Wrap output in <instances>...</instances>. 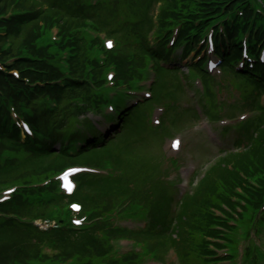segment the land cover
Instances as JSON below:
<instances>
[{"label": "rangeland", "instance_id": "obj_1", "mask_svg": "<svg viewBox=\"0 0 264 264\" xmlns=\"http://www.w3.org/2000/svg\"><path fill=\"white\" fill-rule=\"evenodd\" d=\"M36 0H21V3L25 7H29L30 4H33ZM42 2H48L51 0H41ZM154 0H116L114 3L112 0H109L101 5H98L97 7H89L87 0H53L55 2V5L57 6V9L59 11H63L67 14H72L73 12L77 14L78 18L72 19L73 24H81L82 23V16H92L96 19L98 24L100 25V28L102 31H105L106 29L111 33H116L117 36H122L126 45H129L131 42V37L135 36L137 34H141V28L146 32L151 26L150 23V17L153 16V6H154ZM37 2V1H36ZM60 7V9H59ZM37 8V6L35 7ZM63 9V10H62ZM56 13V10H52L44 15V24H47V28L50 26L52 21L54 20V15ZM120 13H125L126 15H129L130 17V23H133L134 16L137 19V23L135 25H126L122 28L118 27L116 25L117 17ZM83 16V17H84ZM43 27L42 22H38V24L34 27V32L36 33L34 38V43L38 47V52L41 51V45L37 42V37L40 35V32H45V30H41ZM145 29H147L145 31ZM122 32H125L127 35H123ZM81 54H86L85 47L82 48ZM132 54V52H131ZM81 68V69H80ZM84 66H80L79 69L77 68L75 70V74H77L79 77L84 76L86 74ZM229 76L231 79H233L234 82L237 80L234 78L232 74L228 75V79H226V75L223 76V85L221 84V87H223L225 90L230 91L231 88H233V83L229 79ZM178 78L173 73H167L166 76H164L160 83L162 84V87L158 89V96L157 101L162 103H168L165 100L171 99L174 102V106L169 111L167 115V119L174 123L177 127L182 129V133L180 136L182 138V143H184L183 152L181 155V159L185 161V165L181 169H186L187 171L193 167V165H199L200 169H202V166L206 163L207 160L212 158L216 153L218 154L219 151L214 150L211 145L204 144L205 141L203 140V137L199 133H194V131L191 128L192 123L196 122L197 119L192 115L189 111H184L181 109V101L185 99L184 93L181 89V87L178 85ZM247 84V83H246ZM242 83V88H246L247 85ZM211 89L216 90L215 87H217L216 84L213 85ZM249 86V85H248ZM250 87V86H249ZM189 89L191 91H194L195 88L192 83L189 84ZM223 89V90H224ZM250 90V89H249ZM78 91H72L71 89H67L64 93L65 98L61 100V102L58 104V107L54 109L53 112L59 111L64 113L65 111V118L67 117L69 122L67 123L68 127H65L63 130L57 131V134L55 130H47L44 131L45 134L49 136H53L56 134V140L59 141L62 138H64L67 134H70L72 132L71 126L73 123L79 120H82V115L76 116V114H79V101H78ZM245 93L248 95V97H251L252 95L250 91H245ZM44 103V107L47 111H49L48 102L44 99L43 96L38 98L37 100H34L32 104L33 109L32 112L34 113V117L37 116V110L39 113L42 112V106ZM223 107L227 105V102H224L221 104ZM34 107H37L38 109H35ZM250 108V107H249ZM246 109V108H245ZM77 110V111H76ZM242 111V110H240ZM50 112V111H49ZM237 112L236 114H238ZM226 115V113H225ZM224 115V116H225ZM60 116V114H59ZM157 115L154 116L153 122L155 120ZM100 116L96 115L95 119L99 120ZM39 125H43L44 119L41 120L38 116ZM140 127L133 133L128 135L124 140H122L120 143H118L112 150V154L114 157L120 158V163L117 165L118 167L122 168L126 172V176L121 179V182L119 183H109L111 186L110 189L106 191L104 182H109V180L98 178V183L94 186V190L90 191L88 194L90 198L94 199L95 201H87L84 199V197L77 195V198L79 200H82L86 207H92L90 209L93 210V212L97 213V209L93 207H98L102 209V212L105 210L108 211L116 202H118L120 199H129V197H136L135 200L138 202L142 201H148L149 204L154 203V201L163 200L166 198H169L172 200L173 194L170 190L166 189V194L164 193V175L170 174V162H167V159L161 157V151L165 145L164 140L161 139V136L163 134V131L156 128H150L146 127L144 123V114H142ZM54 121V120H53ZM203 125L205 126V123L201 121ZM252 130L256 128L258 125V117L255 118L252 121ZM251 128L248 129L251 130ZM82 134V133H81ZM129 143L131 146L128 149H124L123 145ZM232 143V141H231ZM112 143H110L108 146H110ZM169 145V142H168ZM3 145H0L2 147ZM10 150H6V147L3 146L0 148V161L3 163V158L8 155L12 161H15L17 164H21L19 167L12 168L8 170L7 172H4L0 175V190L2 189H8L17 185H36L43 182H46L58 169L61 168L62 164L59 167L53 168L52 160L45 161L43 166H39L38 164H33L32 166H29L26 163V159L30 157L31 153L29 151L20 150L17 148H13L12 145H7ZM54 148L51 149L50 153L52 155V158L54 159L56 156L55 150H57L59 147V144L53 145ZM170 152V150H168ZM231 152H234L233 150ZM221 155V154H220ZM218 155V156H220ZM228 156V155H227ZM104 156L102 154L98 155L97 159L91 160L90 162H100L103 159ZM103 158V159H102ZM86 159V155L78 160L73 161H84ZM67 160V158H66ZM114 160V159H113ZM25 161V162H24ZM72 162V161H70ZM111 162V161H110ZM67 161L64 163L66 164ZM114 166L115 164L111 162ZM233 164V162L231 163ZM231 167L232 165L229 164ZM5 171V170H3ZM239 171L246 177H249L250 180L254 183L261 184L264 181L261 179L264 175L260 173H251V172H244L242 169H239ZM240 173V174H241ZM175 173H173L170 178H174ZM90 176L86 175L82 178V183L85 184V181L89 179ZM219 177L217 178L218 182ZM241 186L244 187V184L251 185L248 180L242 178L238 182ZM52 184L49 183L48 188H51ZM26 191H44V188H29V189H18L16 197H19L23 195ZM201 187L199 186L198 189L193 192L191 195H189L186 199H189V202L191 201V207H190V219L199 221H205L206 215L203 210V207H207L208 204L211 202L208 201V197H210V194L208 190L201 193ZM82 195H86L87 191L83 188V191H81ZM4 195V190L2 191V194ZM199 195L198 197H196ZM254 196V194H253ZM255 196L258 197V194H255ZM213 197V195H212ZM156 199V200H155ZM185 199V200H186ZM221 198H216L214 200L219 201ZM165 201V200H164ZM173 201V200H172ZM119 202H124L123 200ZM58 206L54 208V211L52 210L53 205H47L46 207L40 208L37 212H43L45 215H51L53 214L57 218L59 216V209H61V206H63V203L61 201L56 202ZM110 207V208H109ZM109 208V209H108ZM108 209V210H107ZM105 211V212H106ZM22 212V211H21ZM24 215V219L33 218L34 222L29 223V225H26L25 223L19 224L17 229H15V233L13 236V244H6L3 243L2 246L7 250V248H11L8 250L7 255H9V259L18 261L15 259L16 256H19L21 260L27 261L28 264H39L36 262V259L40 261L42 264H51V260H57V258L65 259L70 255L72 252L68 251L66 252L61 245L66 241V239H60L58 240V236H35V235H29L26 232H22V228H26L27 226L35 225L37 227H41L42 229H47L48 227L53 226V221H48L41 215V217H35L32 215ZM176 217L177 215L170 212V217ZM12 222V221H11ZM186 225V224H184ZM40 228V229H41ZM103 229V227H102ZM185 229V227L183 228ZM186 230V229H185ZM106 232L105 234H107ZM184 236H177V242L176 247L179 250L181 254L182 264H191L192 263V248L196 244V240L193 239V236L195 233H189L188 231H184ZM110 235H114L111 233ZM105 236V235H104ZM108 237V236H107ZM164 239V238H163ZM162 238L152 239L151 240V246H157V249L163 251L165 248L168 247V244L166 241H164V244H160V241L163 240ZM263 239L261 238V241ZM105 238L100 236V242L97 243L100 246H93L91 244L88 245L89 253H93L94 255H99L101 250H98L100 247L106 248L107 244L105 242ZM170 242V240H169ZM251 242L244 241L240 244L241 252L243 249V253H245V256L247 255L246 250L247 247H249ZM170 246H174L172 243ZM264 247V243H263ZM151 249L155 250V248L150 247ZM107 249V248H106ZM109 249V248H108ZM104 250V249H103ZM172 254H168V259L171 257ZM186 259L188 261L186 262ZM174 260V259H173ZM85 261V260H84ZM172 261V260H171ZM242 264V263H240Z\"/></svg>", "mask_w": 264, "mask_h": 264}, {"label": "trees", "instance_id": "obj_2", "mask_svg": "<svg viewBox=\"0 0 264 264\" xmlns=\"http://www.w3.org/2000/svg\"><path fill=\"white\" fill-rule=\"evenodd\" d=\"M5 5V2L3 3ZM39 19L34 20L31 24L29 25H24L20 28H10V35L9 37L13 39L15 42V46L12 48V52L16 51V48L19 45L27 44L30 49L33 52H38V47L34 43V38L36 33L34 32V27L38 24ZM19 44V45H17ZM39 55V54H38ZM45 55V54H41ZM44 61L40 63H30V62H22L21 65L25 64H33L36 65L37 67H41L42 69H47L50 67L49 64L53 62L52 59H48L44 57ZM81 59L77 58L75 60V65L76 68L79 69L80 66H83L84 62H80ZM142 54H120L118 57V65H119V72L122 76H126L128 74H131L135 72L134 66L137 64H142ZM82 64V65H81ZM11 69V68H10ZM9 69V70H10ZM81 69V68H80ZM262 77L264 78V69L262 70ZM52 76H54L52 73L51 74H45L41 75V78L44 79H49ZM13 79L9 73L0 71V87L4 88L9 94H12L14 96L16 95H23V93L20 91V87L18 86L17 81L14 82V89L11 90V88L8 86V83ZM251 80L257 84V88L259 90H264V86L260 83H257L254 81L253 78ZM22 85V83H20ZM23 86V85H22ZM69 87L73 88V91H76L78 89V85L72 83L69 85ZM48 90L40 91L39 93L42 94ZM66 89H59L56 88L53 90L54 95L58 97L59 100L62 99V95ZM38 94V93H37ZM29 96V95H27ZM20 99L17 100V102H20L22 99L21 96H19ZM30 97V96H29ZM32 97V96H31ZM32 100H37V98L32 97ZM43 103V102H42ZM255 104L258 106V101L256 99ZM35 109H38L37 107H34ZM56 111V112H49L46 110L44 107V103L42 106V112L39 113L37 110V116L35 118V122L39 125V120L38 116L40 117L41 120L44 119L43 125H39L42 131H47V130H63L65 127H68L67 123L69 122L68 118L64 113ZM77 111V110H76ZM60 114V116H59ZM79 114L77 113L76 116ZM54 120V121H53ZM253 125L252 122H250L247 126V128L243 131L241 138L246 139L247 141V150L239 151V152H232L229 153L228 156L225 158L219 160L215 164H213L210 168V171L203 177L201 180V193L205 192L208 190L210 197H208V201L211 203L207 205V207H203V210L206 215L205 221H199L197 222L195 219L191 220L190 219V207L192 202H189V199H186L184 203H182L181 206H183V212L180 213L177 217H170V212L169 211V206L171 205V200L169 198L164 199L165 201L161 200L156 203L154 206V213H153V218H152V225L151 227L146 230L145 232L138 233L137 235L140 237H144L149 240V245L151 244L152 239H157V238H164L163 240L160 241V244H164V241L170 240V243H176L177 238L176 236H184V231H188L189 233H196L197 231L204 229L203 227L205 225H208L210 222V219H212L211 214L209 213V206L210 205H218L217 201L214 200V198L220 197V194L218 193V187L220 185H225L232 187L234 183H238L240 180H242L241 174L239 172V169H242L244 172H249V166H252L256 170V173L263 174L257 167L256 164H259L260 167L264 170V115L262 114L258 118V125L256 126L255 132L253 134H249L247 131L249 128H251ZM139 128V124L137 123V120L135 119V114H132L131 117L128 119L126 122V129L124 132L118 136L116 140H113L110 146H106L103 149H96L93 150L91 153L86 155V159L83 162H90L91 160L97 159L98 155L102 154L106 159H114L116 163H120V158L114 157L111 150L122 140H124L129 133H134L137 129ZM94 130H99L96 126H92ZM55 134V136H56ZM57 137V136H56ZM0 145L7 146V145H12V147H15L17 145V142L14 138H8L4 132L0 131ZM2 146V147H3ZM131 146V144L126 143L123 145L124 149H128ZM0 147V148H2ZM34 154L31 155L29 158H27L25 161L29 166H32L33 164H38L39 166H43L45 161L47 160H52V165L53 168L55 169L56 167H59L61 164H64L66 162V157L64 155V152L58 151L56 153L55 158H52L51 154H42L37 151V149H34ZM102 158V159H103ZM24 161V162H25ZM233 162V164H231ZM232 165L231 167L229 166ZM21 164L15 163V161H8L6 163H2L0 161V175L3 174L4 172H7L8 170L19 167ZM5 170V171H3ZM218 182H217V178ZM106 179L109 180V182H104L106 191L110 189L109 183H119L121 182V179L124 177H93L90 176L87 181H85V184L82 183L81 189L79 190L77 195H80L84 197L85 200L87 201H95L94 199L89 197L90 191L94 190V186L98 183L99 179ZM98 180V181H97ZM83 188L87 191L86 195H82L81 191H83ZM45 191H26L23 193V195L19 197H15V199L11 202L5 205L4 209L7 211H17L21 212L23 214H29L35 217H49V218H54L55 216L53 214L51 215H45L43 212H37L40 208L46 207L47 205H53L52 210L54 211V208L58 206L56 202H59L60 200H55V201H48L45 196H44ZM213 195V197H212ZM197 195L196 197H198ZM133 200L136 199V197L132 198ZM97 209V213L95 214H102V209L98 207H93ZM110 208V207H109ZM108 208V209H109ZM107 209V210H108ZM61 209H59V216L57 219L61 221ZM176 219V220H175ZM175 220V221H174ZM186 224V225H184ZM19 223L17 221L12 220L8 222H3L0 223V264H28L27 261L24 259L21 260L19 256H16L15 260L9 259V255H7L8 250L11 248H7V250L2 246L3 243L6 244H13V236L15 233V229H17L16 226H18ZM103 227V229H102ZM185 227V229H183ZM22 232H26L29 235H35V236H58L57 239H66V241L61 245V247L66 251H71L72 253L69 256L77 255L79 258V263L82 262L83 264H90L94 263L97 258L102 255L105 251L110 248V243L108 240L107 236H110L111 233H116L118 231L117 228L112 227L108 225L107 223H101L98 224L97 226H93L83 232H59L56 229L53 230H41L39 227L35 225L27 226L25 229H21ZM108 232L107 234H105ZM118 234L121 233L119 230L117 232ZM105 235V236H104ZM100 236L105 238V242L107 244V249L100 247L98 250L100 251L99 255H94L93 253H89L88 250V245L91 244L93 246H100L97 242H100ZM196 236H193V239H195ZM153 248L157 249V246H152ZM104 249V250H103ZM85 260V261H84ZM36 262L39 264L40 261L36 259ZM81 264V263H80Z\"/></svg>", "mask_w": 264, "mask_h": 264}, {"label": "snow or ice", "instance_id": "obj_3", "mask_svg": "<svg viewBox=\"0 0 264 264\" xmlns=\"http://www.w3.org/2000/svg\"><path fill=\"white\" fill-rule=\"evenodd\" d=\"M108 44H109V46H110V45H111V42L109 41V42H108ZM73 207H76V206H75V205H73Z\"/></svg>", "mask_w": 264, "mask_h": 264}]
</instances>
